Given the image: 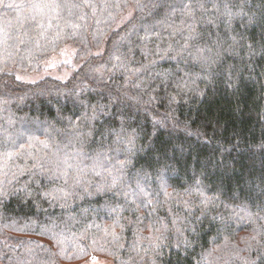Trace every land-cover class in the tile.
<instances>
[{"label":"trees","instance_id":"16d2710c","mask_svg":"<svg viewBox=\"0 0 264 264\" xmlns=\"http://www.w3.org/2000/svg\"><path fill=\"white\" fill-rule=\"evenodd\" d=\"M46 2L0 0V262L264 264V0Z\"/></svg>","mask_w":264,"mask_h":264},{"label":"rangeland","instance_id":"374dc122","mask_svg":"<svg viewBox=\"0 0 264 264\" xmlns=\"http://www.w3.org/2000/svg\"><path fill=\"white\" fill-rule=\"evenodd\" d=\"M175 0H168V4H171V2H173ZM70 54H71V49H66L64 51V53H62L61 55H58L56 57H53L51 61L47 62L45 65V69L37 72V73H16L15 76L19 79H24V80H35L38 79L39 77H42L46 74H50L59 78H66V76L69 74L70 71V67L68 65V59L70 58ZM63 62V63H62ZM57 63H62V65L59 67L58 65H55ZM34 123V121H32V124ZM44 123L40 122L39 124L36 125L37 128L39 127H44ZM27 124L26 123H21L19 128V135L23 134L24 132H26L27 128ZM0 264H2L0 262ZM78 264H110V261H108L107 259L104 258H94L92 260H88L86 262H82V263H78Z\"/></svg>","mask_w":264,"mask_h":264},{"label":"snow or ice","instance_id":"6c2138e0","mask_svg":"<svg viewBox=\"0 0 264 264\" xmlns=\"http://www.w3.org/2000/svg\"><path fill=\"white\" fill-rule=\"evenodd\" d=\"M12 5H9V7H11ZM35 7L43 9V8H47V9H51L52 11H56L58 9L67 7V5L61 4L58 2V0H48V2L43 3L41 5H36ZM128 144L132 143V140L129 139ZM129 161L127 159L125 160H117L116 163L112 166V171H109V176L112 178V183L113 185H115V183L118 180V177L116 175H114V172H121L127 165ZM69 167H71V165H69Z\"/></svg>","mask_w":264,"mask_h":264}]
</instances>
